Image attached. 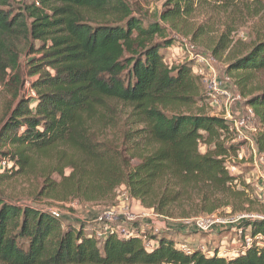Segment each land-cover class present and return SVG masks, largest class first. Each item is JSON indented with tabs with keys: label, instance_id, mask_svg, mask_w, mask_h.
<instances>
[{
	"label": "trees",
	"instance_id": "trees-1",
	"mask_svg": "<svg viewBox=\"0 0 264 264\" xmlns=\"http://www.w3.org/2000/svg\"><path fill=\"white\" fill-rule=\"evenodd\" d=\"M228 2L166 0L158 17L174 27L196 7ZM159 20L134 15L124 0H33L20 7L0 0V85L14 103L0 124V164L10 163L0 181L33 174L39 194L99 205L113 204L124 185L132 198L165 216L243 209L246 189L236 188L239 177L224 167V157L239 148L225 143L230 122L181 110L200 98L201 81L192 61L164 62L162 51L175 39ZM262 70L264 39L227 66L240 88ZM27 83L34 97L25 94ZM256 90L245 105L261 128L255 143L264 153V86ZM131 221L126 235L108 231L99 238L84 222L63 223L50 210L0 196V262L264 264V246L230 258L217 247L212 254L188 252ZM242 225L264 233V218Z\"/></svg>",
	"mask_w": 264,
	"mask_h": 264
},
{
	"label": "rangeland",
	"instance_id": "rangeland-1",
	"mask_svg": "<svg viewBox=\"0 0 264 264\" xmlns=\"http://www.w3.org/2000/svg\"><path fill=\"white\" fill-rule=\"evenodd\" d=\"M11 1L15 7H20L33 0ZM124 1L130 6L134 15H144L149 20H159V13L166 0ZM159 22L169 27L170 35L175 39L173 46L162 51L164 62L168 66H175L192 61V74L199 77L201 81V88L198 91L200 98L181 110L223 117L230 122V125L234 119L247 114L250 107L245 105V96L264 86V70L256 72L255 78L249 80L243 89L237 85L236 78L227 71V66L234 57L244 53L258 40L264 39V0H229L221 6L207 4L203 8L196 7L190 17L182 18L174 27L169 22L163 23L160 20ZM218 43H221L219 47ZM37 44L35 42V45ZM224 45L226 48L222 49ZM25 59V55L22 54L21 71L26 78ZM199 69L204 72L203 77H207V80L211 77L216 78V88L209 87L206 80L197 74ZM28 87L27 83L24 88L25 94L34 97V93ZM222 91H226L227 95ZM237 94L241 99L232 101L233 96ZM213 95L216 100H213ZM13 105L8 89L0 85V124L7 118L10 107ZM249 125L254 128V131L251 130L249 134L253 144L239 139L233 133H227L225 140L226 144H239L235 152L228 153L224 158L229 173L239 177L236 188L246 189L248 202L242 206V210L233 211L230 207H221L212 214L190 213L187 217L165 216L131 197L129 206L134 217L133 221L140 222L151 234L164 233L174 239L179 246L185 244L189 249L199 248L209 254H212L215 247L223 255L232 251L234 247H238L240 241L236 238L235 227L232 228L227 223H219V221L230 219L239 212L251 213L257 218L264 217V153L257 150L255 143L261 128L254 117ZM200 150L202 152L205 150L204 144L200 145ZM4 163L0 164V172L10 164ZM65 172L67 174L69 169ZM54 178L58 179L55 175ZM38 191H40V180L33 174L16 175L11 179L0 181V196L6 201L47 211L56 209L63 223L84 222L86 231L89 233L97 231L100 227L95 219L98 214L115 207L117 202V189L114 192L113 204L101 205L84 203L72 197L62 200L51 198L39 194ZM179 208H174L176 214L182 213L185 207L183 206L182 211ZM187 212H190L188 208ZM197 217L203 218L210 226L199 229L194 223ZM216 219L219 221H215ZM130 222L119 214L111 224L113 226L124 224L128 228ZM155 229L158 231L155 232ZM0 264L5 263L0 262Z\"/></svg>",
	"mask_w": 264,
	"mask_h": 264
},
{
	"label": "built area",
	"instance_id": "built-area-1",
	"mask_svg": "<svg viewBox=\"0 0 264 264\" xmlns=\"http://www.w3.org/2000/svg\"><path fill=\"white\" fill-rule=\"evenodd\" d=\"M36 4L38 5V2H36ZM197 74L199 76H202V78L206 80L209 87L216 88L217 80L215 77H211L210 79L207 80V77H203L204 72L201 69L197 71ZM227 80L229 79L227 78ZM222 93L227 95L226 91H222ZM212 97H213V100H216L214 95ZM239 99H241V97L237 94L233 96L232 101H236ZM252 118H253V111L249 108L247 114H244L234 119L233 123L229 125V128H228L229 133L236 134L239 139L250 141L253 144L252 139L249 138L250 131L251 130L254 131V128H251V126L249 125ZM253 151L256 152L255 149H253ZM224 167L228 171L229 168L227 167L225 163V158H224ZM130 199H131V196L127 192L125 186L124 185L119 186L116 191V201L117 202H116L115 207L107 209L106 211L98 214V216L95 218L98 225L100 226L98 227L99 229L95 231V234L97 237L103 236L108 231H114L118 235H122V236L127 234L128 228L126 225L115 224L113 226L111 223L114 222L115 218L119 214L126 221L133 220L134 217L132 213L130 212V206H129ZM50 212L56 217L60 216V213L56 209H52L50 210ZM251 218H257V217L251 213L240 212V213H237L234 217L227 219V220H224V219H221V221H219V219L215 220L217 222L219 221V223H227L232 228L235 227V232L237 234L236 238H239V241H240V245H238V247L237 246L234 247L232 251H230L229 253H226L225 255H223L218 252V255L226 257V258H230V257L237 255L239 252L245 250L247 247H250L252 245L264 246V233L263 232L253 233L250 230V227H244L242 225V221H245ZM194 223L199 229H206L210 226L209 223L207 221H204V219L201 217L195 218ZM157 231L158 229H155V232ZM151 244H152V241L147 242L146 246L148 247ZM180 247H182L184 250L189 252V248L185 244L180 245Z\"/></svg>",
	"mask_w": 264,
	"mask_h": 264
}]
</instances>
